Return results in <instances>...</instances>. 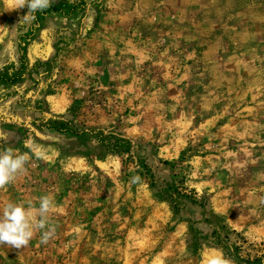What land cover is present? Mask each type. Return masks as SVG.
I'll list each match as a JSON object with an SVG mask.
<instances>
[{
	"label": "rangeland",
	"instance_id": "374dc122",
	"mask_svg": "<svg viewBox=\"0 0 264 264\" xmlns=\"http://www.w3.org/2000/svg\"><path fill=\"white\" fill-rule=\"evenodd\" d=\"M0 0V190L56 235L0 264H264V0ZM139 183H131L134 176Z\"/></svg>",
	"mask_w": 264,
	"mask_h": 264
},
{
	"label": "clouds",
	"instance_id": "9594fccd",
	"mask_svg": "<svg viewBox=\"0 0 264 264\" xmlns=\"http://www.w3.org/2000/svg\"><path fill=\"white\" fill-rule=\"evenodd\" d=\"M54 0H11L13 10L28 8L23 16L24 21L34 19L36 12H42L51 7ZM27 152L20 153L12 147L0 149V190L27 172L30 162ZM141 178L132 177L131 183H139ZM39 206L32 201L25 204L9 202L0 210V246L10 248H26L37 232L40 233V244H47L56 235V225L50 222L51 213L55 208L52 195L38 198ZM207 264H236L235 260L226 257L222 252L210 256Z\"/></svg>",
	"mask_w": 264,
	"mask_h": 264
}]
</instances>
